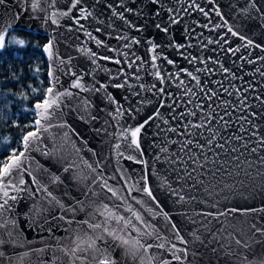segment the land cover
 <instances>
[{"label":"water","instance_id":"obj_1","mask_svg":"<svg viewBox=\"0 0 264 264\" xmlns=\"http://www.w3.org/2000/svg\"><path fill=\"white\" fill-rule=\"evenodd\" d=\"M13 30L50 86L0 264H264V0H0Z\"/></svg>","mask_w":264,"mask_h":264},{"label":"trees","instance_id":"obj_2","mask_svg":"<svg viewBox=\"0 0 264 264\" xmlns=\"http://www.w3.org/2000/svg\"><path fill=\"white\" fill-rule=\"evenodd\" d=\"M46 43L45 35L24 30L0 37V173L22 150L24 136L35 130L34 106L45 100L50 86L42 52Z\"/></svg>","mask_w":264,"mask_h":264},{"label":"rangeland","instance_id":"obj_3","mask_svg":"<svg viewBox=\"0 0 264 264\" xmlns=\"http://www.w3.org/2000/svg\"><path fill=\"white\" fill-rule=\"evenodd\" d=\"M10 153H11V155H13V154H15V151L10 150ZM13 156H14V155H13ZM4 166H5V165H4ZM4 166L2 167V170H3Z\"/></svg>","mask_w":264,"mask_h":264},{"label":"bare ground","instance_id":"obj_4","mask_svg":"<svg viewBox=\"0 0 264 264\" xmlns=\"http://www.w3.org/2000/svg\"><path fill=\"white\" fill-rule=\"evenodd\" d=\"M5 171V170H4Z\"/></svg>","mask_w":264,"mask_h":264}]
</instances>
